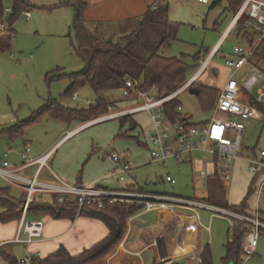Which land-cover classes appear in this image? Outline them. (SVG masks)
I'll list each match as a JSON object with an SVG mask.
<instances>
[{
  "label": "rangeland",
  "instance_id": "rangeland-1",
  "mask_svg": "<svg viewBox=\"0 0 264 264\" xmlns=\"http://www.w3.org/2000/svg\"><path fill=\"white\" fill-rule=\"evenodd\" d=\"M209 1L208 5H199L196 0H138L139 7L136 13H132L130 18L123 20L126 16H122L124 14L121 11L124 10V6L121 0H104L105 6L103 4L99 7L92 6L88 15L89 20L93 16L98 17L102 22L98 25L85 24L89 38L79 39L74 27L75 8L71 0H28L30 7L27 12L30 17L27 19L22 15L18 16L13 24L14 35L10 50L0 52V166L3 162H7L10 169H14L11 163L16 162L17 153H21L26 144H45L60 136L67 128L65 123L47 116L40 122L27 124L43 108L54 103L55 106L64 109L82 110L94 104L95 97L88 85L73 92L76 95L75 99L72 98V94L66 95L71 84L69 77L85 71L86 62L92 52L89 43L106 45L108 42L115 43L118 38L128 36L135 29L138 20L142 18L143 12L146 13L150 8L168 4V20L175 26L176 35L175 40L169 47L162 48L159 55L164 58H184L190 68L187 73V79H190L215 48L234 15V11L226 0H219L220 2L212 7L213 0ZM11 5L10 2H6L7 7ZM86 14L85 11L84 17ZM236 34L237 28H234L230 36L219 45L220 50L210 63L211 67L218 72V77L211 76L208 69L199 77L198 82L216 90L223 86L229 74V70L225 67V60L232 54L235 46L240 45L246 48V44ZM260 65L264 66L262 62ZM260 87H264V82L260 84ZM106 96L111 103L105 115L134 106L129 99L122 96L121 90L110 92ZM177 100L181 107L180 114L188 117L189 124L199 125L210 119L212 111L202 110L196 96L190 93V89L181 93ZM262 105L264 106V99ZM132 119L137 124V128L129 132L128 125H125L122 129L125 137L119 136V121L111 120L88 127L74 140L78 142V149L85 145L99 153L96 157L98 159L85 158L79 169L83 174L90 166L92 171L102 175L103 181L100 185L104 186L84 187H107L109 190L121 191L136 184L148 193L183 199L203 200L210 195L224 196L231 206L237 207L245 202L248 206L247 210L252 211L258 205L264 220V195L257 197L255 192L250 193L254 176L248 171L247 163L252 159L253 153L258 156L261 151H264V112H261L256 119L246 122L242 154L241 157L239 154L240 158L233 166L227 190L219 187L222 183L214 174L210 161L206 166L209 189H204L200 176V171L203 170L202 154L193 153L190 157L182 156L179 160L168 159L165 166L162 163L153 162L150 157L152 147L141 144L144 143L143 138L152 132L149 116L146 113H138ZM19 129L24 130V136L15 135L14 131ZM135 137L139 140L137 141ZM113 154L129 157L132 169L123 175V182L119 181L120 175L108 179L111 170L115 169L111 160ZM95 160L98 164L94 167ZM187 160L191 161L187 162ZM166 176H170L175 181L173 186L165 183ZM0 186L10 188L12 192L9 195H13L18 201L22 199L20 193L14 189L15 187L1 178ZM130 190L132 193H142L134 188ZM117 204L129 208L131 202L127 203L124 200L123 203ZM132 208L135 210L133 215L142 212L137 207ZM219 209L234 212L230 209ZM199 215L200 246H208L212 264H221L225 254L224 247L232 237L233 227L228 218L218 213L200 210ZM130 226L133 230L135 229L134 225ZM127 232L128 224L122 242ZM132 238L131 236L127 242L130 240L131 243ZM148 239L149 237H144L143 246L147 244ZM169 240V238H161L160 246L167 248ZM122 242L106 258L94 264H112L114 261L117 264H143L139 257L130 255L123 249L118 251ZM156 245L154 243L155 248ZM128 257L130 259H127ZM199 257L201 258V254ZM151 260L152 253L149 252L146 264ZM241 260L239 264H264V232L258 238L255 254L248 260L242 256ZM162 262L164 260L159 258L158 264ZM177 264L202 263L193 260L191 254L179 259Z\"/></svg>",
  "mask_w": 264,
  "mask_h": 264
},
{
  "label": "built area",
  "instance_id": "built-area-1",
  "mask_svg": "<svg viewBox=\"0 0 264 264\" xmlns=\"http://www.w3.org/2000/svg\"><path fill=\"white\" fill-rule=\"evenodd\" d=\"M196 1L199 5L210 4L209 0ZM10 14L11 8L6 7L0 20V32H5L11 28L8 21L5 22ZM21 15L27 19L30 17L27 11ZM241 19H243L241 27L252 37L253 43L246 48L240 45L235 46L232 54L225 60V67L229 70V74L223 86L219 88V95L208 121L199 125H192L187 122L188 117L186 116L177 121H172L165 111V104L177 99L181 93L189 90L192 84L208 69L211 76L218 77V72L210 65L217 50L211 51L194 75L168 96L158 97L154 87L148 91H141L138 89L137 82L126 81L121 89L122 96L129 99L134 106L104 114L82 125L80 129L126 116H134L138 113H146L152 124V132L143 138V142L147 147L149 145L152 147L150 157L153 162H159L165 166L168 159L179 160L182 156L190 157L193 153L199 152L204 156L203 170L200 171L204 189H207L208 186L206 172L208 158L212 160L214 174L227 187L231 180L233 166L242 151L246 122L254 120L260 115L256 104H262L264 99V87H260V84L264 82V71L255 62L257 49L264 42V0H243L226 30L222 33L221 43L230 36ZM214 71L216 75H214ZM75 97L74 94L73 99ZM109 110L111 111V108ZM176 111L180 113L181 107L178 106ZM29 153L30 148H26L21 154L23 167L19 170L36 164L42 167L49 157V154H45L38 159L30 160L28 158ZM263 158L264 151H261L258 158L248 162V171L254 176L252 185L257 197L264 195ZM111 160L116 165V171L111 175H120L119 181L123 182V175L132 169L130 161L127 156L118 154H113ZM19 170L10 169L7 162H3L0 166V178L9 185L25 192L17 235L12 241L14 244L29 246L41 240L43 222L38 219L27 221L26 218L29 206L35 203L36 197L42 194L55 196L59 204L68 199L75 201L77 214L85 206H93L103 210L107 204L123 203L124 200L127 203L131 202L130 207H137L144 213L156 210H187L192 213L194 222L186 225L185 232L194 226L196 228L200 226L198 223L200 210H209L228 218L233 228L243 230L241 252L246 260L255 254L258 238L264 232V220L258 205L250 212L235 213L193 199L145 192L132 193L130 189L127 192L128 189L119 191L98 187H80L67 184L58 178H55V184H43L38 182L37 176L32 179L20 178L17 175ZM165 182L172 186L175 184L170 176L165 177ZM207 231L209 230L207 229ZM193 260L201 262L200 257L193 258ZM30 262L31 259L27 256L21 264H30Z\"/></svg>",
  "mask_w": 264,
  "mask_h": 264
},
{
  "label": "trees",
  "instance_id": "trees-1",
  "mask_svg": "<svg viewBox=\"0 0 264 264\" xmlns=\"http://www.w3.org/2000/svg\"><path fill=\"white\" fill-rule=\"evenodd\" d=\"M6 2L12 4L10 6L11 14L7 20L11 28L5 32H0V52L10 50L14 35L13 24L18 16L30 7L28 0H0V20L7 7ZM71 2L75 8L74 27L78 32V37H80L79 39L81 37L88 39L84 17L87 4L84 0H71ZM219 2V0H213L211 7ZM226 2L235 14L243 0H228ZM168 9V4L148 9L142 18L138 20L135 29L128 36L118 38L115 43H112V41L106 45L89 43L92 47V52L89 60L86 62L85 71L69 77L71 84L66 95L72 94L71 96L73 97V92L76 89L88 85L95 97L94 104L90 105L87 109L72 110L64 109L51 103L36 113L27 124L40 122L47 116L53 120L62 121L67 124L79 122L84 125L107 112L111 102L106 94L121 90L124 83L128 80L137 82L138 89L141 91H148L154 87L158 97H165L175 92L188 80L187 73L190 68L184 61V58H164L159 55L160 50L169 47L175 40L176 35L175 26L168 20ZM242 23L243 19L240 20L236 27V36L248 46L253 43V39L243 30L241 27ZM219 50L220 48H218L217 52ZM255 60L262 62L264 65V42L258 47ZM190 89L194 90V95L202 110H213L219 95V90L202 84L198 80L192 84ZM178 106L180 105L177 99H173L165 104V111L172 121H177L183 117L176 111ZM256 107L261 112H264V106L262 104H256ZM132 117L126 116L118 119L119 136L125 137L122 132L125 125H128L129 132L137 128V124ZM14 133L15 135H23L24 130L19 129L14 131ZM219 187L221 189L224 188L222 184ZM132 188L133 186H130L128 189ZM141 190L139 187L138 191ZM253 192L252 185L250 193L253 194ZM23 200L24 198L20 201L12 200L9 197L8 188L0 189V206L3 208V211L0 213V223L20 220ZM202 201L214 207L230 209L239 213H245L248 209L245 202L237 207L229 205L224 196L215 197L210 195ZM29 212L37 216L40 214H49L56 218H73L77 214V205L75 201L70 199L59 204L57 198L53 196V207H45L44 204H37L35 202L29 206ZM134 212L135 210L132 207L127 208L121 204H107L103 210H99L93 206H85L79 214L101 220L108 228L109 236L91 250L83 252L79 257H71L64 248H60L47 258H31L30 264L97 263L106 258L122 242L127 231V221ZM242 236V229H232V237L229 238L224 247L225 254L221 259V264H239L242 261ZM2 256L8 264H20L9 255L2 254ZM201 263L212 264L208 246L204 247L201 253Z\"/></svg>",
  "mask_w": 264,
  "mask_h": 264
},
{
  "label": "crops",
  "instance_id": "crops-1",
  "mask_svg": "<svg viewBox=\"0 0 264 264\" xmlns=\"http://www.w3.org/2000/svg\"><path fill=\"white\" fill-rule=\"evenodd\" d=\"M103 1L104 0L86 1L87 14L85 17V24L91 23L98 25L100 22H102L98 17L93 16L89 20L88 15L89 10L92 6L97 5V7H99V5L103 4ZM121 2L124 6V10L121 11L124 14L122 16H126L123 20H126L127 17L130 18L131 14L136 13V11L138 10V0H121ZM103 6H105V4H103ZM110 12H112L111 9ZM143 13L145 14V12ZM219 44H221V37L213 50H218ZM255 62L264 71V67L260 65V62H257L256 60ZM259 112L261 113L260 110ZM65 124L67 128L62 132L60 136L56 137L55 139H52L51 141L42 145H39L37 143L26 144L24 146L23 151H21V153H17L16 162L14 161L11 163L14 168L13 170H19L23 167L21 154L25 151L26 148H30V153L28 156L30 160L38 159L44 156L45 154H49V157L45 165L42 167L36 164L25 169L19 170L17 175L20 178L32 179L33 177L37 176L38 182L43 184H55V178H58L59 180L67 184H74L80 187L90 185L104 186L100 185V183L103 181L102 175H100L99 173H95L94 170L92 171V168L90 169V166L89 169L85 170L83 174L81 172L82 170L79 169L81 167V163L85 160V158H87V160L90 158L98 159L96 157H98L99 155V153L95 152L93 148L89 149V147H85V145L80 146V148L78 149V142L74 141L87 128L80 129L82 123L79 122ZM22 136H24V133ZM138 140L139 139H137V141ZM141 144L146 146L144 143ZM76 151L78 152L76 153ZM195 153L201 155V153L199 152ZM241 154L242 151L240 153V157ZM201 156V161L203 162L204 156ZM258 157L259 155L257 156V154L253 153L252 159ZM250 160H248L247 163ZM95 161L96 163H94L93 166L98 164L97 160ZM190 161L191 160H187V162ZM208 161L211 162L212 166V160L208 158L206 163ZM115 171L116 165L115 169L113 168V170H111L110 174L108 175V179L117 176L111 175ZM222 186L226 188L225 190H227L228 186L225 187L223 184ZM129 187H126L125 189H128ZM6 188L7 186H0V189ZM99 188L109 190L107 187ZM133 188L138 190L139 187L135 184L133 185ZM14 189L16 190V192L20 193V196L22 198H24L25 192L23 190L17 187H15ZM208 189L209 183L207 186V190ZM11 192L12 191H10V188H8V193ZM141 192L148 193L143 189L141 190ZM9 197L12 200L18 201L17 199H15V197H13V195H9ZM196 199L197 198H193V200ZM196 201L204 202L199 199H197ZM36 203L44 204L45 207H53V196L48 194H42L38 196ZM2 211L3 208L0 206V213ZM247 212H250V210H247ZM26 219L27 221H33L38 219L43 222V232L41 240L29 246L14 244L12 243V241L17 235L19 219L11 220L6 223H0V264H8L3 259L2 254H6L13 257L18 261V263L21 264L22 260H24L27 256H29L30 259L34 257L44 259L57 252L60 248H64L71 257H79L81 254H83V252L91 250L109 236V230L101 220L85 215L76 214L73 218H56L49 214H40L37 216L29 212L27 214ZM170 220H172L173 224L170 223ZM199 220L200 215L198 214V223L200 226L198 228L195 227V229L185 232L186 225L194 222L192 213L187 210H156L147 213H136L127 221L128 232L122 244L119 246L118 251H120V249H123L130 255H135L139 257L138 259L143 264L144 260L146 264L149 252L152 253V260L148 264H158L159 258L160 260H164V262L159 264H166V259L170 260L169 264H172V262L174 261H176L175 263H177V261L182 257H186L191 254L193 255L194 259H197L204 249V246H200L199 243V234L201 230V224ZM130 225H134L135 229L133 230ZM188 235L189 238H187V240L185 241ZM131 236L133 237L132 241L130 243L129 240L128 243L127 240ZM144 237H149V239L147 244L143 246L142 242H144ZM161 238L170 239L168 241L169 243L167 245V248H162L160 246L159 240H161ZM154 243L157 244L156 248L154 247ZM185 247L186 252H184ZM161 254H166V256L162 258L160 256ZM127 259H130V257H128ZM112 264L117 263L114 261L112 262Z\"/></svg>",
  "mask_w": 264,
  "mask_h": 264
},
{
  "label": "water",
  "instance_id": "water-1",
  "mask_svg": "<svg viewBox=\"0 0 264 264\" xmlns=\"http://www.w3.org/2000/svg\"><path fill=\"white\" fill-rule=\"evenodd\" d=\"M214 75H216V74H215V71H214ZM190 93L194 94V90L190 89ZM160 256H161L162 258H164V257L166 256V254H165V255H162V254H161ZM169 262H170L169 259H166V260H165V263H166V264L169 263Z\"/></svg>",
  "mask_w": 264,
  "mask_h": 264
},
{
  "label": "bare ground",
  "instance_id": "bare-ground-1",
  "mask_svg": "<svg viewBox=\"0 0 264 264\" xmlns=\"http://www.w3.org/2000/svg\"><path fill=\"white\" fill-rule=\"evenodd\" d=\"M192 229H195V226L192 227L191 230H192ZM187 238H189V235L186 237L185 241L187 240Z\"/></svg>",
  "mask_w": 264,
  "mask_h": 264
}]
</instances>
